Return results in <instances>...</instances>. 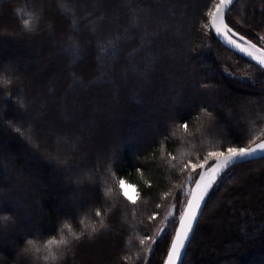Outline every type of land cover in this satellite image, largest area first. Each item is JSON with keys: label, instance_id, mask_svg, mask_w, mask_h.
<instances>
[{"label": "trees", "instance_id": "obj_1", "mask_svg": "<svg viewBox=\"0 0 264 264\" xmlns=\"http://www.w3.org/2000/svg\"><path fill=\"white\" fill-rule=\"evenodd\" d=\"M212 2L0 0V77L11 81L0 84V216L10 217L0 221V264H144L139 241L154 237L149 217L188 176L180 169L261 135L264 72L204 28ZM16 9L39 17L34 31L22 30ZM226 22L261 44L264 0H237ZM245 67L256 81L222 70ZM29 126L33 143L15 131ZM118 179L136 185L138 204L120 195ZM263 181L264 159L227 171L183 264H264V193H245ZM97 209L107 229L89 241ZM65 223L82 241L53 246L57 260L45 261ZM165 238L148 264L164 263ZM28 240L41 251L25 252Z\"/></svg>", "mask_w": 264, "mask_h": 264}, {"label": "snow or ice", "instance_id": "obj_2", "mask_svg": "<svg viewBox=\"0 0 264 264\" xmlns=\"http://www.w3.org/2000/svg\"><path fill=\"white\" fill-rule=\"evenodd\" d=\"M130 2V0H126ZM236 2V0H213L212 7L206 12V16L209 18L206 23H204V28L210 32H214L215 35L231 50L239 51L245 56L249 57L251 61H255V64L259 66L260 69L264 70V36L260 37L261 46L258 47L256 43L251 42L244 35L240 34L232 26L226 22V16L231 12V6ZM61 8L63 12H67L68 7L61 3ZM15 14L20 17L22 30L25 32H32L35 29V21L39 18L33 13L26 12L23 9H16ZM26 17V18H25ZM77 21L72 20V28L75 30ZM102 52L106 53L107 49L102 48ZM114 51V49H113ZM225 74L232 76L237 80H244V77H238L235 73L230 72L227 68L224 69ZM96 81H93L95 83ZM11 81L0 77V84L8 85ZM207 87V85H202ZM21 107L23 103L21 102ZM182 127L187 130L188 125L185 123ZM15 131L21 136H26L29 143H33L34 137L32 134L31 127L26 129L21 127H16ZM264 130L261 131V135L250 140L246 147L242 146H228L224 148L220 146L216 150H210L207 155L199 163H194L191 160L185 164L180 172L190 168L191 172L187 177V181L179 185V195L183 197L180 202V207L177 209V204L175 202V197L173 203L169 207L167 214L163 217L161 221L162 227H160L155 237L147 236L145 234L144 238L140 239V245H145V241H151L147 245V251L151 253L154 249L153 246L157 243L158 239L162 238L164 234L167 233V225L177 223V212L178 214V226L175 227L174 235L170 241L169 250L167 253V258L165 264H183V258L187 252L188 247L191 244L192 235L195 230V226L198 223L202 209L206 203V200L220 181L226 174L229 168L234 167L239 163H247L256 159H264ZM38 147V145H37ZM215 147V146H214ZM183 155V153H181ZM169 161H175L176 157L172 155L171 152L168 153ZM214 161V163H213ZM175 167V163L171 164ZM111 167V166H110ZM137 172H143L142 169L137 168ZM194 183L195 187H188L189 184ZM151 185H149L150 187ZM118 187L120 195L132 205H136L140 199V192L137 190L136 185L128 183L125 179H118ZM128 188L133 189V195H130ZM112 190L107 189L105 195H108ZM171 193L165 192L164 198L167 199ZM161 204H156V208H161ZM110 212L111 209H108ZM95 216L99 218V225L93 224L91 230L87 232V238L89 241H93L99 235L103 234L102 230L107 229V224L105 222L107 212H102L101 210H95ZM158 218L157 213H153L149 217V222L156 220ZM10 219L8 216H0V221H6ZM83 223V221H81ZM63 228L68 229L67 237L61 233L59 240L50 239L44 245V249L47 250V255L43 257L45 261L57 260V254L53 251V246L57 249L60 247H65L71 250V246L75 243L82 241L84 236L83 232H74L71 227L65 223ZM35 252L41 251L37 247L33 240L27 241V247L25 252ZM127 259V258H126ZM145 264H148V258L145 257Z\"/></svg>", "mask_w": 264, "mask_h": 264}, {"label": "rangeland", "instance_id": "obj_3", "mask_svg": "<svg viewBox=\"0 0 264 264\" xmlns=\"http://www.w3.org/2000/svg\"><path fill=\"white\" fill-rule=\"evenodd\" d=\"M257 46L258 47H260L261 46V44H257ZM224 69L225 68H222V70H223V73L225 74V71H224ZM230 72H232V73H235L236 74V76H238V77H244L245 79H244V81H256L255 79V76L253 75V71L251 72V68H246L245 67V69L243 70V71H231V69H229V68H227ZM227 75V74H226ZM227 76H229V75H227ZM229 77H232V76H229ZM262 139H264V137H262ZM234 168V167H233ZM232 169V168H231ZM231 169H229V170H231ZM191 172V169H190V171H189V173ZM189 175V174H188ZM227 175V174H226ZM188 177V176H187ZM187 177L183 180V182L181 183V185L182 184H184L186 181H187ZM219 182V181H218ZM218 185V184H217ZM194 186V183H192V184H189L188 185V187H193ZM258 186H262V187H258ZM117 187H118V184H117ZM118 189H119V187H118ZM128 190V192H129V194L130 195H133L134 193H133V189L132 188H128L127 189ZM179 188H177L176 189V191L174 192V193H171V194H173V195H170L169 196V198L165 201V203H164V205H162V207L160 208V209H158V210H156L157 211V214H158V218L155 220L156 222H155V225H156V228H155V231H154V237H155V234H156V232H157V230L160 228V227H162V226H164V225H162V223H161V221L163 220V217L167 214V211H168V209H169V207L171 206V204L173 203V200H174V197H175V202H176V204H177V209H179V207H180V202L183 200V197L182 196H180L179 195ZM245 193L246 194H248L249 196L250 195H253V194H255V193H259V194H262V193H264V181H263V183L262 184H259V183H255L254 185H253V187H248V188H246V191H245ZM242 197V199L243 200H247L246 199V195H244V196H241ZM138 203H139V200H138ZM137 203V204H138ZM178 212H177V223L176 224H169V225H167V233L166 234H164L162 237H164V236H166V238L168 237L169 238V242L171 241V239H172V236L174 235V232H175V227L178 225ZM165 238V239H166ZM160 239H162V238H160ZM159 240V239H158ZM145 243H146V245L144 246L143 245V249H142V251H143V253H144V261H143V263L145 264V257H147L148 258V263H149V259H150V257H151V255H152V253H153V251L151 252V253H149L148 251H147V245L148 244H150L151 243V241H149V240H146L145 241ZM144 247H145V249H144ZM155 248V245L153 246V249ZM145 250V251H144Z\"/></svg>", "mask_w": 264, "mask_h": 264}, {"label": "water", "instance_id": "obj_4", "mask_svg": "<svg viewBox=\"0 0 264 264\" xmlns=\"http://www.w3.org/2000/svg\"><path fill=\"white\" fill-rule=\"evenodd\" d=\"M237 1V0H236ZM213 34L215 35V33L213 32ZM215 37H216V39L220 42V44L222 45V46H224L226 49H228L229 51H231V52H233L234 54H237L238 56H240V57H242V58H244V59H246L247 61H249L250 63H252L253 65H255L256 67H258L259 68V66L258 65H256L255 64V61H251L250 59H249V57H247V56H245L243 53H240L239 51H235V50H231V49H229L216 35H215ZM260 69V68H259ZM260 70H262V69H260ZM263 72H264V70H262ZM256 160H258V159H256ZM253 161H255V160H253ZM213 163H214V161H213ZM239 164H242V163H239ZM239 164H236L235 166H237V165H239ZM234 166V167H235ZM233 168V167H232ZM229 169H231V168H229ZM228 169V170H229ZM227 170V171H228ZM193 187H195V185L193 186ZM212 192V191H211ZM211 192H210V194H211ZM210 194H209V196H210ZM209 196H208V198H209ZM208 198H207V200H208ZM207 200H206V202H207ZM206 204V203H205ZM205 206V205H204ZM203 209H204V207H203ZM203 209H202V212H203ZM201 215H202V213L200 214V216H199V219H200V217H201ZM199 219H198V222H199ZM198 224V223H197ZM197 224H196V226H195V229H196V227H197ZM178 226V225H177ZM194 232H195V230H194ZM194 234V233H193ZM192 237H193V235H192ZM185 257V256H184ZM166 258H167V256H166ZM166 260V259H165ZM183 260H184V258H183ZM163 264H165V261H164V263Z\"/></svg>", "mask_w": 264, "mask_h": 264}]
</instances>
